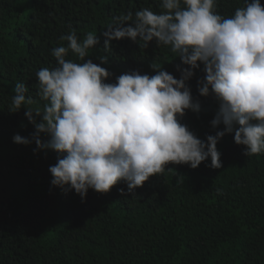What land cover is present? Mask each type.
<instances>
[{"label":"trees","instance_id":"trees-1","mask_svg":"<svg viewBox=\"0 0 264 264\" xmlns=\"http://www.w3.org/2000/svg\"><path fill=\"white\" fill-rule=\"evenodd\" d=\"M243 6L217 0L216 11L230 17ZM142 8L158 12L159 0H0V264H264V154L245 156L232 134L217 144L219 169L210 160L196 169L169 164L132 193L121 182L106 194L90 189L83 201L51 186L56 152L13 143L35 131L24 109L10 112L15 85L24 83L33 100L25 107H41L36 73L56 66L52 50L67 46L60 37L73 29L81 40L97 35L87 59L107 57V82L133 71L154 75L152 65L180 78L178 66H186L155 41L143 48L113 40L105 50L114 19ZM202 78L201 67L187 82L199 112L177 119L205 140L222 126H210L218 104L199 95Z\"/></svg>","mask_w":264,"mask_h":264},{"label":"clouds","instance_id":"clouds-1","mask_svg":"<svg viewBox=\"0 0 264 264\" xmlns=\"http://www.w3.org/2000/svg\"><path fill=\"white\" fill-rule=\"evenodd\" d=\"M216 6L217 0H159L158 12H128L103 33L105 50L121 39L143 48L152 41L168 47L186 66H178L179 79L152 65L154 75L133 71L107 82L113 75L102 66L107 57L99 64L87 59L100 42L97 35L89 32L81 40L73 29L61 36L67 46L52 50L56 66L36 73L43 105L25 107L33 103L28 89L15 85L10 112L24 109L35 131L31 141L17 134L13 143L34 142L36 150L56 152L57 162L48 169L51 186L82 201L90 189L106 194L121 182L132 193L169 164L196 169L210 160L208 166L219 169L217 144L228 134L245 156L264 154V5L244 0L230 17ZM201 67L199 95L218 104L210 126H222L205 140L177 119L200 110L187 82Z\"/></svg>","mask_w":264,"mask_h":264}]
</instances>
